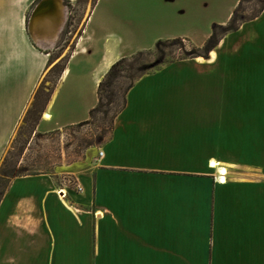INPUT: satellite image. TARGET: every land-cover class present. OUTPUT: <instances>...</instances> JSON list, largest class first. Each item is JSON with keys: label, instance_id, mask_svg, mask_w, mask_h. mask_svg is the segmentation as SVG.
I'll use <instances>...</instances> for the list:
<instances>
[{"label": "crops", "instance_id": "1", "mask_svg": "<svg viewBox=\"0 0 264 264\" xmlns=\"http://www.w3.org/2000/svg\"><path fill=\"white\" fill-rule=\"evenodd\" d=\"M78 1L0 0V160L67 31L66 5ZM102 2L36 134L87 122L101 80L134 55L115 29H99ZM239 33L238 85L213 52L139 79L77 191L45 173L15 177L0 201V264H264V11ZM172 37L156 40L191 36ZM171 70H184L181 82L149 85ZM213 163L227 169L224 181Z\"/></svg>", "mask_w": 264, "mask_h": 264}, {"label": "rangeland", "instance_id": "2", "mask_svg": "<svg viewBox=\"0 0 264 264\" xmlns=\"http://www.w3.org/2000/svg\"><path fill=\"white\" fill-rule=\"evenodd\" d=\"M96 1L79 0L75 4L66 5L70 12L67 31L57 49L53 50L50 65L35 92L31 106L0 160V192L9 183L10 177L36 173L49 174L57 184L67 185L77 191V175L94 167L95 154L110 140L114 109L106 121L102 120V114H98L85 123L50 135L36 134V126L30 120L32 113H28L33 110L34 117L41 118L48 93L53 92L59 83L60 71L67 64L84 21ZM32 11L30 9L27 12V18H30ZM263 11L264 0H103L94 20L104 21V24L98 26L99 29L104 26L115 29L120 38L127 41L124 44L135 50L134 55L150 51L151 54H146L142 61L153 65L151 72L160 71L169 66L166 63L171 61H195L202 58V62L207 63L213 52L212 63L215 61L217 67L222 65L228 72L231 71L230 84L238 85L239 31L241 26L261 16ZM230 14L232 16L228 18ZM215 25L224 27L215 29L216 47L211 51L208 44ZM227 25L235 31L227 32ZM209 32L211 35L208 38ZM176 34L191 37L182 41H166L160 51L156 50L159 40ZM98 40L94 39L92 45L101 46L102 42ZM76 72L71 75L69 82L77 78ZM171 72L176 73L175 70L163 72L157 83L151 81L149 85L172 83L176 79L182 81L180 73L184 70L175 75ZM122 81L125 83L127 79ZM119 101L123 102V96L119 97ZM215 169L221 178L223 175L219 168ZM223 172L226 174L227 169ZM230 174L239 176L236 170Z\"/></svg>", "mask_w": 264, "mask_h": 264}, {"label": "trees", "instance_id": "3", "mask_svg": "<svg viewBox=\"0 0 264 264\" xmlns=\"http://www.w3.org/2000/svg\"><path fill=\"white\" fill-rule=\"evenodd\" d=\"M219 27H224L221 25H215L213 29V35L209 39V48H211V51L214 50L216 47V41L215 38V29ZM226 31L232 32L235 31L232 27L227 25ZM215 41L212 43V41ZM166 41H182L181 39L176 40H166ZM166 41H159L156 45V50L160 51L161 47L164 45ZM146 54H151L150 51L145 52H139L136 55L129 56V57H123L120 60H118L116 63H114L107 74L104 76V78L101 80L99 87H98V104L97 106L91 111L90 118H96L98 114L103 115V121H106L109 119V113L111 110L114 109V116L111 119V124L113 126L114 120L117 117L119 113H121L125 107H126V96L128 92L134 87L136 82L141 79L142 77L146 75L153 74L154 72H151V68L153 65H148L142 61L143 58H145ZM183 60V59H182ZM178 61H171L167 62L166 65H171ZM66 65L61 69L60 71V78L65 71ZM123 79H127V82H123ZM39 93V92H38ZM37 93V94H38ZM52 92L50 91L47 96V101L45 103V106L43 110L45 109L47 103L50 100ZM123 96V102L121 103L119 101V97ZM42 110V111H43ZM41 111V112H42ZM40 112V113H41ZM29 114L32 113L31 121L34 122L35 126H37L39 119L34 117L33 110L28 112ZM112 128V127H111ZM39 174V173H36ZM36 174H26V175H36ZM26 175H18L15 177L20 176H26ZM4 176V175H3ZM14 179V177H10L9 183L3 188V190L0 192V201L6 192L7 188L10 185V182Z\"/></svg>", "mask_w": 264, "mask_h": 264}, {"label": "water", "instance_id": "4", "mask_svg": "<svg viewBox=\"0 0 264 264\" xmlns=\"http://www.w3.org/2000/svg\"><path fill=\"white\" fill-rule=\"evenodd\" d=\"M47 2H43L41 5H39V7H37V9H35L33 16H32V20L37 19L38 17H40L41 13L43 12V10L45 9V7H47Z\"/></svg>", "mask_w": 264, "mask_h": 264}, {"label": "bare ground", "instance_id": "5", "mask_svg": "<svg viewBox=\"0 0 264 264\" xmlns=\"http://www.w3.org/2000/svg\"><path fill=\"white\" fill-rule=\"evenodd\" d=\"M213 56H214V54H213ZM198 61L202 62V61H203V59H202V58H199V59H198ZM216 166L218 167V165H217L216 163H213V164H212V167H213V168H217ZM219 170H220V173H221V175H223V176H224V175H226V174H227V173H226V174H224V172H223V171H225V170H226L225 168H219ZM223 176L220 178L222 181H224V179H225V177H223Z\"/></svg>", "mask_w": 264, "mask_h": 264}, {"label": "built area", "instance_id": "6", "mask_svg": "<svg viewBox=\"0 0 264 264\" xmlns=\"http://www.w3.org/2000/svg\"><path fill=\"white\" fill-rule=\"evenodd\" d=\"M101 155H103V153L101 152ZM81 190V188H79Z\"/></svg>", "mask_w": 264, "mask_h": 264}]
</instances>
